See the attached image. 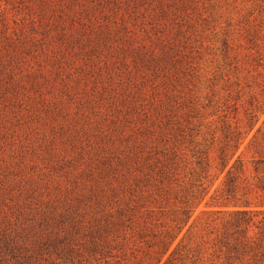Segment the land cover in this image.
Returning <instances> with one entry per match:
<instances>
[{
    "label": "rangeland",
    "instance_id": "rangeland-1",
    "mask_svg": "<svg viewBox=\"0 0 264 264\" xmlns=\"http://www.w3.org/2000/svg\"><path fill=\"white\" fill-rule=\"evenodd\" d=\"M258 158L264 0H0V264H161Z\"/></svg>",
    "mask_w": 264,
    "mask_h": 264
},
{
    "label": "trees",
    "instance_id": "trees-1",
    "mask_svg": "<svg viewBox=\"0 0 264 264\" xmlns=\"http://www.w3.org/2000/svg\"><path fill=\"white\" fill-rule=\"evenodd\" d=\"M264 159L254 161L253 170L261 171ZM240 166L239 160L227 169L224 180V199L221 204L232 205L234 208L224 212L204 225L196 246L184 243L185 235L178 237L183 227L188 223L198 203H193L194 195L183 196L180 206L175 209L172 221L174 224L164 232L160 239L162 252L157 262L165 253L166 257L161 264H264V213L262 199L259 200L257 209L250 208L251 202L244 191L242 196H237L239 188V175L235 173ZM238 172V171H237ZM195 204V205H193ZM193 226L187 227L186 232ZM173 247L170 249V246Z\"/></svg>",
    "mask_w": 264,
    "mask_h": 264
}]
</instances>
